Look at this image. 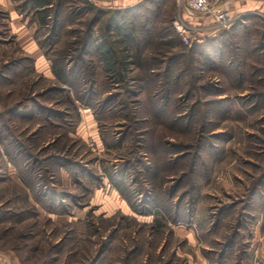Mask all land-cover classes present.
Masks as SVG:
<instances>
[{
    "label": "rangeland",
    "instance_id": "rangeland-1",
    "mask_svg": "<svg viewBox=\"0 0 264 264\" xmlns=\"http://www.w3.org/2000/svg\"><path fill=\"white\" fill-rule=\"evenodd\" d=\"M25 1L0 2V139L57 205L0 144V264H264V0H211L225 25L183 0H52L44 26ZM120 29L127 82L88 53L122 59Z\"/></svg>",
    "mask_w": 264,
    "mask_h": 264
},
{
    "label": "trees",
    "instance_id": "trees-1",
    "mask_svg": "<svg viewBox=\"0 0 264 264\" xmlns=\"http://www.w3.org/2000/svg\"><path fill=\"white\" fill-rule=\"evenodd\" d=\"M25 2L34 13L36 12V15L38 13L39 14L41 13L43 15V17H40L41 21H39L41 26L47 25L45 17L47 18L49 11L53 7H55V4L57 5V1L53 2L52 0H26ZM118 31H120L119 32L120 37H117L118 41H119V46L123 49V51H121V52L123 54H125V55H122V59L118 55L117 49L115 47L109 46L111 44H107L108 46H102L100 44L92 46V44H91L90 47L88 48L89 49L88 53L93 52L94 54L99 55L98 59H99L100 65L104 68V73L106 75H108L109 78H111V76H113L116 80L121 79V81L127 82V80H126L127 79V73L129 71L130 66H135V61L133 60V62H130L131 57H129V55H128V49H127L128 47L126 45V42H127L126 39L128 38L127 32L125 30L122 31V29H120ZM49 38L51 40L53 39L52 36ZM44 44L45 43L43 42V45ZM48 45H50V44H48ZM81 47H83V50L85 51L88 47V44L84 43V41H83ZM44 56H47V53L44 52ZM55 65L57 68L55 69V67H54V70H53L51 67V72L55 75L56 79H62L63 80V83H64L63 85L69 86L70 85V84H68L69 81H66V79H65V77H67L68 72L65 69H63V67H60L58 65V63H55ZM258 84L261 85V84H263V82L260 80L258 82ZM56 90L57 89H55V90L52 89V91H56ZM62 92H64V91H60V93H62ZM91 94H93L92 91L90 92V96L92 97ZM79 96H82V95H79ZM75 97H76V99L77 98L80 99L76 95H75ZM91 97L88 100H90ZM84 103L83 104L86 107H88L91 111H93L95 119L99 122V120H100L99 118L101 116L99 117L97 115L96 110H98V109L94 108V103H92L91 101H86V102L84 101ZM106 103H108V102L105 101L103 103V105ZM56 114H57L58 119L63 120V117H64L63 113H56ZM101 120H102V118H101ZM0 144H1L2 148L4 149L5 153L7 154V156L14 154V156L10 157V161L12 162V165L16 169L17 177L19 178L21 183L24 185V187L26 189H28V191L32 195L33 199L40 206L42 205V206H44V208H48V209H51L53 211L55 209V205H57V204H51L52 202L49 203L48 201L54 200V198H55L54 192L51 190L45 191V192L49 193V194H47V196H48V201H47L46 198H44L42 196V193L40 192V191H42V188L38 187L36 185L37 181H34V178L26 170V165L28 164V161L26 159H24L25 156H22V153L19 151L10 150L11 147L6 143L4 145V141L1 139H0ZM60 160H62V159H58L57 161H60ZM75 165L77 168H82L81 164L75 163ZM61 166H64V165H61ZM90 175L93 176V174H90ZM78 183L82 184L80 181H78ZM43 187H44V185H43ZM44 188H46V187H44ZM23 190L26 191L24 188H23ZM85 192H87V190ZM30 194H27V195H30ZM46 201H47V204L49 205L48 207H46ZM18 215H20V214H18V213H17V215L15 214V217H20Z\"/></svg>",
    "mask_w": 264,
    "mask_h": 264
},
{
    "label": "built area",
    "instance_id": "built-area-1",
    "mask_svg": "<svg viewBox=\"0 0 264 264\" xmlns=\"http://www.w3.org/2000/svg\"><path fill=\"white\" fill-rule=\"evenodd\" d=\"M185 5L184 8L190 14H196L200 16H208L219 25H225L229 22L228 13H225L221 10L220 7H215L214 3L211 0H183ZM179 2V0H178ZM174 27L179 34L184 33V25L182 20L177 19L174 22Z\"/></svg>",
    "mask_w": 264,
    "mask_h": 264
},
{
    "label": "crops",
    "instance_id": "crops-1",
    "mask_svg": "<svg viewBox=\"0 0 264 264\" xmlns=\"http://www.w3.org/2000/svg\"><path fill=\"white\" fill-rule=\"evenodd\" d=\"M5 1H12V0H0L1 3L5 2Z\"/></svg>",
    "mask_w": 264,
    "mask_h": 264
}]
</instances>
